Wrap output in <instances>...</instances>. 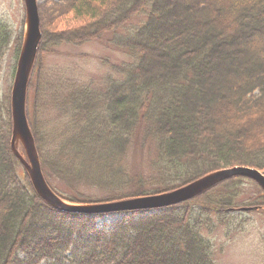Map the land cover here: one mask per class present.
<instances>
[{
    "label": "trees",
    "instance_id": "obj_1",
    "mask_svg": "<svg viewBox=\"0 0 264 264\" xmlns=\"http://www.w3.org/2000/svg\"><path fill=\"white\" fill-rule=\"evenodd\" d=\"M46 11L32 75L49 48L107 34L130 59L110 65L101 90L93 83L64 92L36 86L33 104L26 99L44 176L52 172L69 192H103L68 195L45 176L62 200L96 205L164 194L237 166L264 173V0H63ZM136 18L141 22L131 25ZM10 35L0 27V58ZM47 96L61 119L43 132L38 116ZM6 104L0 102V264H216L219 225L229 234L249 212L242 208L264 207L255 181L233 177L170 207L119 212L109 226L95 222L103 215L60 212L19 173ZM150 142L148 172H131V145ZM247 184L258 196L243 200Z\"/></svg>",
    "mask_w": 264,
    "mask_h": 264
},
{
    "label": "rangeland",
    "instance_id": "obj_2",
    "mask_svg": "<svg viewBox=\"0 0 264 264\" xmlns=\"http://www.w3.org/2000/svg\"><path fill=\"white\" fill-rule=\"evenodd\" d=\"M62 1L37 0L40 27L42 23L45 25V20L47 21L46 10H49L52 3H61ZM141 20V18H136L132 21L131 25L138 24ZM28 23L25 0H0V27L5 32L7 31V33L11 34L9 46L0 58V102L4 104L8 103L12 111V93L19 60L27 38ZM113 37L114 35L107 34L99 41H92L82 45L63 43L49 48L43 54V67L42 65L40 66L42 70L36 69L32 75V68L29 67L28 69L26 99L29 98L30 104H33V100L36 97V86H46L47 89L53 88L64 92L66 89L62 87L67 88L71 85L82 86L93 83L97 89H103V81L109 74H112L110 65L130 60L109 43ZM36 55L33 59L34 61ZM114 76L116 77V75ZM31 85L33 86L31 87ZM30 87L31 91L28 93ZM39 112L38 123L42 127L43 132L44 130L48 131L52 129L53 126H58V123H60V111L49 96L45 97L44 105L40 106ZM11 144L13 154L21 163L19 173H27L30 177L31 164L25 146L17 133L12 135ZM50 147H53L52 143L48 144V148ZM153 156H155V151L152 142L148 143L145 149H141L139 145L135 144L131 145L125 162L130 171H133V169L134 171H144L149 166L148 163ZM45 176L50 185L61 192L67 193L66 186L52 172L47 171ZM75 189L77 192L68 191V195L76 196L80 192L87 196L103 197V192L99 188L80 186L79 188L75 187ZM244 194L243 200L258 196L256 189L251 184L246 185ZM66 203L75 205L69 202ZM263 210H251L248 213H243L234 223L238 230H233L229 234H226L225 226L219 225L218 231L213 235L216 264H264ZM120 218L119 213H111L97 217L95 222L99 227H104L105 225L109 226Z\"/></svg>",
    "mask_w": 264,
    "mask_h": 264
},
{
    "label": "water",
    "instance_id": "obj_3",
    "mask_svg": "<svg viewBox=\"0 0 264 264\" xmlns=\"http://www.w3.org/2000/svg\"><path fill=\"white\" fill-rule=\"evenodd\" d=\"M28 12V32L23 52L19 60L18 71L12 93L13 106V134L17 133L27 152L31 164L30 178L37 194L49 205L60 212L84 214V215H105L119 212L151 211L163 209L186 202L195 196L203 193L216 184L233 177H243L255 181L264 191V173L258 169L237 166L224 169L207 175L193 183L174 191L137 197L117 202L102 203L96 205H70L58 197L48 186L42 173L41 165L34 138L29 128L26 115V96L28 83V69L32 66L33 59L38 49L41 37L40 17L37 0H25ZM263 207L242 208V211L263 210Z\"/></svg>",
    "mask_w": 264,
    "mask_h": 264
}]
</instances>
